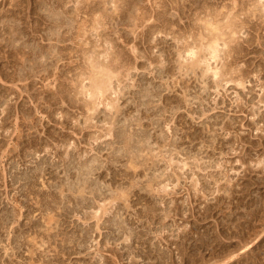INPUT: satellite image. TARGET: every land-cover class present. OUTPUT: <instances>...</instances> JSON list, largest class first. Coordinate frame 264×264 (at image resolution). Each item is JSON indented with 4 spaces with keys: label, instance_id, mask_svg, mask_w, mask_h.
Instances as JSON below:
<instances>
[{
    "label": "rangeland",
    "instance_id": "374dc122",
    "mask_svg": "<svg viewBox=\"0 0 264 264\" xmlns=\"http://www.w3.org/2000/svg\"><path fill=\"white\" fill-rule=\"evenodd\" d=\"M0 264H264V0H0Z\"/></svg>",
    "mask_w": 264,
    "mask_h": 264
},
{
    "label": "bare ground",
    "instance_id": "6f19581e",
    "mask_svg": "<svg viewBox=\"0 0 264 264\" xmlns=\"http://www.w3.org/2000/svg\"><path fill=\"white\" fill-rule=\"evenodd\" d=\"M214 44H216V41H214ZM210 49V48H209ZM217 52H218V50L216 49V48H214L213 46H212V48H211V51H210V55H211V58L214 60V58L216 59V56H218L217 55ZM209 62V61H208ZM190 63V62H189ZM208 64V63H207ZM216 75V74H215ZM218 75V74H217ZM241 82V81H240ZM217 84V83H216ZM146 131V130H145ZM117 137V136H116ZM118 139V138H117ZM120 142V141H119ZM130 143V142H129ZM172 144V143H171ZM131 147V149H132V151H133V147L132 146H130ZM134 149H135V147H134ZM138 149V148H137ZM126 152V151H125ZM125 156V155H124ZM137 158V157H136ZM96 170V169H95ZM79 172V171H78ZM85 175V174H84ZM78 179V178H77ZM83 180V179H82ZM84 191V190H83ZM95 197V196H94Z\"/></svg>",
    "mask_w": 264,
    "mask_h": 264
}]
</instances>
